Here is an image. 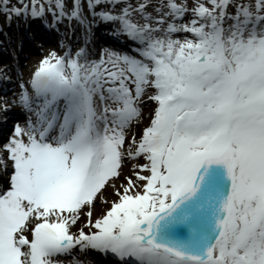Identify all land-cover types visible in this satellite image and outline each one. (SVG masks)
I'll use <instances>...</instances> for the list:
<instances>
[{
    "label": "snow or ice",
    "instance_id": "snow-or-ice-1",
    "mask_svg": "<svg viewBox=\"0 0 264 264\" xmlns=\"http://www.w3.org/2000/svg\"><path fill=\"white\" fill-rule=\"evenodd\" d=\"M0 17L41 50L27 79L0 68V264H264V0H0Z\"/></svg>",
    "mask_w": 264,
    "mask_h": 264
},
{
    "label": "bare ground",
    "instance_id": "bare-ground-1",
    "mask_svg": "<svg viewBox=\"0 0 264 264\" xmlns=\"http://www.w3.org/2000/svg\"><path fill=\"white\" fill-rule=\"evenodd\" d=\"M69 2H70V0H68ZM2 18L0 17V20H1ZM14 22V21H13ZM15 26H16V28H11V27H9L7 24H6V22H4V20L2 19V22L0 23V28H3V30H4V32L5 33H8L9 35H11L12 37H13V39H14V41H15V38L17 37V35H16V33L17 34H19L20 33V29H22V27H23V24H20L19 26L17 25V23H15L14 24ZM32 27H31V34H33L32 33ZM24 37V34H23V36H21L20 37V39L19 40H21L22 38ZM53 38V41H55V39H56V37L55 36H53L52 37ZM100 38H101V35H100ZM2 40H4V36L3 35H0V41H2ZM98 43V42H97ZM15 45H16V41H15V43H14V45L12 46L13 48L15 47ZM110 45H112V43H105V41H104V44H102L100 47H106V46H110ZM7 45H5V47H6ZM2 48H4V47H0V62L1 61H3V62H5V58H4V56H3V49ZM25 51V54H27V52H31L32 51V54H31V66L36 62V55H34V53H36V52H38V48L35 46V45H33L31 42H28V41H25V43H24V47H23V52ZM23 52L22 51H20L19 53H18V56L17 57H19V64H20V62H21V60H22V58H23V56L22 57H20L21 56V54H23ZM30 66V67H31ZM7 67H8V69H9V72L11 71L12 73L14 72V71H18V69H16L15 68V65L13 66V63L12 64H8L7 65ZM25 73H26V71H24L23 72V75H25ZM13 78H15L14 76H13ZM16 80V79H15ZM14 80V81H15ZM144 111L145 110H143V118H144V121H146L147 119V116H148V114H149V112H145L144 113ZM137 131H138V129H136ZM103 206H101V205H99V204H97L96 206H95V208H94V210H93V216H94V218H95V216L96 215H98L99 214V212H100V210H101V208H102Z\"/></svg>",
    "mask_w": 264,
    "mask_h": 264
},
{
    "label": "rangeland",
    "instance_id": "rangeland-1",
    "mask_svg": "<svg viewBox=\"0 0 264 264\" xmlns=\"http://www.w3.org/2000/svg\"><path fill=\"white\" fill-rule=\"evenodd\" d=\"M130 2L133 3V4L135 5L136 3L139 2V0H130Z\"/></svg>",
    "mask_w": 264,
    "mask_h": 264
}]
</instances>
